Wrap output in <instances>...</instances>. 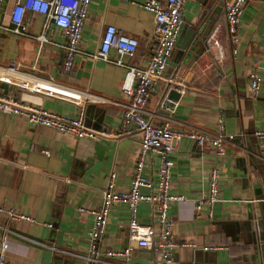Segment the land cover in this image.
I'll return each mask as SVG.
<instances>
[{"label": "crops", "instance_id": "0c3cea01", "mask_svg": "<svg viewBox=\"0 0 264 264\" xmlns=\"http://www.w3.org/2000/svg\"><path fill=\"white\" fill-rule=\"evenodd\" d=\"M144 1L90 0L80 50L96 52L99 32L111 26L136 42L134 54L123 58L122 63L144 67L152 33V16L139 7ZM205 1L188 0L183 4L175 47L163 80L156 83L143 114L149 123H161L164 112L158 106L167 84L164 80L170 79L172 87L181 90L170 118L173 130L202 132L213 138L220 117L223 135L232 136L223 157L215 156L208 145L197 146L187 138L168 154L172 162L170 191L185 199L169 204L172 236L178 243L194 245L176 249L171 264H264V155L259 153L253 136L264 130V0H251L245 5L235 53H231L228 42L224 12L231 0H224L215 24L199 35L200 27L194 24ZM11 5V0L3 3V25L7 24ZM41 22L39 16L25 14L27 34L37 36ZM215 26L220 27L219 40L225 51L220 65L212 63L205 47ZM46 36L55 43L64 41L54 28ZM62 60L59 49L0 30V69L14 64L12 82L20 80V74L29 75L42 86L77 98L34 93L2 83L0 94L68 118L76 116L78 102L83 121L91 106L85 126L106 135L76 140L0 113V208L33 219L30 224L9 223L0 216V226L14 234L8 237L5 257L15 264H83L92 211L100 204L108 175L115 176V190L126 191L139 147L137 134L118 136L120 106L126 102L120 92L124 70L76 55L71 69L64 72ZM251 69L261 79L254 100L247 84ZM144 166L145 176L153 180L157 170L153 155L145 157ZM212 168L219 172L221 201L213 206L210 219L203 213L195 218L193 201L203 195L205 176ZM128 217L124 205L110 206L100 248L133 246L128 240ZM135 219L141 225H152L151 207L137 206ZM130 263L155 264V259L150 251L134 249Z\"/></svg>", "mask_w": 264, "mask_h": 264}, {"label": "built area", "instance_id": "2783aa9c", "mask_svg": "<svg viewBox=\"0 0 264 264\" xmlns=\"http://www.w3.org/2000/svg\"><path fill=\"white\" fill-rule=\"evenodd\" d=\"M0 0V18L3 3ZM188 0H147L139 7L152 16L151 46L147 63L144 67H137L122 63L123 58H130L135 51L134 39L123 36L111 26L103 28L98 35V48L92 54H86L79 48L81 30L86 19L90 0H11V8L7 17V24L0 23V30L16 36L38 41L39 44L49 45L59 49L63 54L61 68L68 72L76 55L90 57L94 61L118 66L124 70V77L120 85V92L126 99L121 105L120 131L118 136H139V147L136 152L132 177L126 191L115 190L114 174H109L106 185L100 192V204L92 211V223L86 241V251L83 264H131L130 258L134 249L150 251L155 264H171L172 253L178 248H193V244L178 243L172 236L173 223L167 216L170 203L184 202L182 196L170 191L169 174L172 162L168 154L181 139L187 138L197 146L208 145L215 156L223 157L226 142L232 136H224L222 120H216V135L210 138L202 132H181L171 127V116L178 103L163 98L159 103V110L164 112L159 125H153L144 119V108L156 83L163 80V72L168 65L170 56L177 41L182 22L181 10ZM251 0H231L225 7V23L231 53H235L238 42V28L245 5ZM261 1V0H255ZM37 15L42 19L40 32L37 36L27 34L23 25L24 15ZM50 28L56 29L63 37V43H55L47 39ZM219 26H215L205 41V47L212 63L222 64L225 51L219 40ZM112 53V57L110 54ZM212 65L209 64L208 67ZM14 72V64L0 69V83L15 85L21 89L34 93L45 92L67 99L77 96L63 94L54 89L42 86L39 81L29 75L20 74L22 78L12 82L10 75ZM11 73V74H10ZM17 73V72H15ZM169 89L177 93L181 90L172 87V80H164ZM250 97L257 98L261 79L254 69L247 75ZM78 110L75 117L60 116L52 111L25 105L9 95L0 94V113L22 118L27 124L35 127L50 129L65 134L76 140L94 139L106 136L104 133L87 128L83 121V110L76 103ZM259 149L264 155V130L253 134ZM153 155L157 164L156 175L153 180L144 174V159ZM219 172L212 168L205 176L203 195L193 201V215L197 218L201 213L208 219L213 215V206L221 201L218 188ZM122 204L126 207L129 217L127 234L133 246H126L119 250L100 248V240L104 234L108 211L111 205ZM148 204L152 211V225H141L135 219L136 208ZM0 216L6 222L33 223V219L11 209L0 208ZM50 227L49 224H45ZM14 235L6 226H0V264H15L8 261L5 253L8 250V237ZM216 250V248H203Z\"/></svg>", "mask_w": 264, "mask_h": 264}, {"label": "water", "instance_id": "95a60500", "mask_svg": "<svg viewBox=\"0 0 264 264\" xmlns=\"http://www.w3.org/2000/svg\"><path fill=\"white\" fill-rule=\"evenodd\" d=\"M223 2L224 0H206L205 3L201 5V10L197 15L194 24L196 28L200 27V30H198L199 35L204 29L207 30L215 24L217 16L223 7ZM181 47H183V44H181ZM161 96V99L166 98L172 101H176L179 98L177 92L169 89L167 86ZM90 108L91 106L88 107L87 111L84 113V123H87L88 121L87 118L90 116L88 111ZM98 122L99 121H97V123Z\"/></svg>", "mask_w": 264, "mask_h": 264}, {"label": "clouds", "instance_id": "9594fccd", "mask_svg": "<svg viewBox=\"0 0 264 264\" xmlns=\"http://www.w3.org/2000/svg\"><path fill=\"white\" fill-rule=\"evenodd\" d=\"M162 100V99H161Z\"/></svg>", "mask_w": 264, "mask_h": 264}, {"label": "trees", "instance_id": "16d2710c", "mask_svg": "<svg viewBox=\"0 0 264 264\" xmlns=\"http://www.w3.org/2000/svg\"><path fill=\"white\" fill-rule=\"evenodd\" d=\"M3 84V83H2Z\"/></svg>", "mask_w": 264, "mask_h": 264}]
</instances>
